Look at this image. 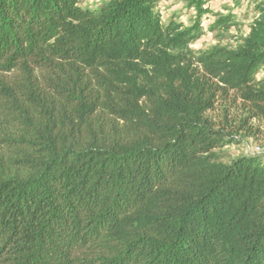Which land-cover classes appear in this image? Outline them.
Listing matches in <instances>:
<instances>
[{"label":"trees","instance_id":"16d2710c","mask_svg":"<svg viewBox=\"0 0 264 264\" xmlns=\"http://www.w3.org/2000/svg\"><path fill=\"white\" fill-rule=\"evenodd\" d=\"M160 1L0 0V264H264V160L222 151L264 122V1L207 51L210 0Z\"/></svg>","mask_w":264,"mask_h":264},{"label":"rangeland","instance_id":"374dc122","mask_svg":"<svg viewBox=\"0 0 264 264\" xmlns=\"http://www.w3.org/2000/svg\"><path fill=\"white\" fill-rule=\"evenodd\" d=\"M110 0H81L83 8L96 9ZM256 1L264 0H210L207 8L211 14L206 15L201 22L204 35L196 42L192 48L195 51H207L216 46L235 49L242 40L248 35L249 28L256 17ZM162 22L168 25L170 22L182 23L186 27L192 26L195 18L194 10L182 0H161L157 6ZM229 13H233V20L236 26H232L226 31H212L210 28L216 23L220 17H225ZM240 106V104H237ZM233 117L241 120L243 114L241 109ZM222 108L218 105L217 111L213 113L216 122L222 119ZM235 110H231L234 113ZM249 126L253 128V136L243 135L239 129L235 133V138L231 140L230 146L225 147L222 151L227 153L231 158L241 156L261 157L264 160V122L248 121ZM238 127V123L236 124Z\"/></svg>","mask_w":264,"mask_h":264}]
</instances>
